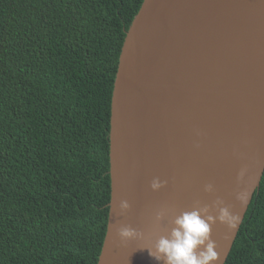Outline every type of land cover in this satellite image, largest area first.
<instances>
[{
    "label": "water",
    "instance_id": "obj_1",
    "mask_svg": "<svg viewBox=\"0 0 264 264\" xmlns=\"http://www.w3.org/2000/svg\"><path fill=\"white\" fill-rule=\"evenodd\" d=\"M117 65L96 264H163L136 249L168 235L174 216L197 202L216 214L218 199L239 216L235 229L211 228L213 264H224L264 173V0H143ZM156 177L167 183L153 191ZM122 200L131 206L123 214ZM121 226L145 240L121 241Z\"/></svg>",
    "mask_w": 264,
    "mask_h": 264
},
{
    "label": "trees",
    "instance_id": "obj_2",
    "mask_svg": "<svg viewBox=\"0 0 264 264\" xmlns=\"http://www.w3.org/2000/svg\"><path fill=\"white\" fill-rule=\"evenodd\" d=\"M141 2L0 0V264H96L111 92ZM224 264H264V173Z\"/></svg>",
    "mask_w": 264,
    "mask_h": 264
},
{
    "label": "clouds",
    "instance_id": "obj_3",
    "mask_svg": "<svg viewBox=\"0 0 264 264\" xmlns=\"http://www.w3.org/2000/svg\"><path fill=\"white\" fill-rule=\"evenodd\" d=\"M129 26V25H128ZM126 32V31H125ZM167 182L158 177L150 182L153 191L161 189ZM205 191H213V186L208 184ZM127 200L119 204L121 214L130 209ZM216 214H212L208 206H201L197 202L191 210L175 215L171 220L170 232L166 236H159L154 243L141 244L136 250L147 249L149 257L163 264H213L219 259L216 251L217 244L211 238L212 225L217 222L226 224L229 229H235L239 216L230 212L223 206L222 200L215 202ZM167 214V209H161L154 215V224L158 225ZM121 241H144L145 234L130 226H121L117 229ZM135 250V251H136Z\"/></svg>",
    "mask_w": 264,
    "mask_h": 264
},
{
    "label": "bare ground",
    "instance_id": "obj_4",
    "mask_svg": "<svg viewBox=\"0 0 264 264\" xmlns=\"http://www.w3.org/2000/svg\"><path fill=\"white\" fill-rule=\"evenodd\" d=\"M143 1V0H142ZM142 3V2H141ZM140 6H141V4H140ZM139 6V7H140ZM139 9V8H138ZM121 49V48H120ZM120 53V52H119ZM118 57H119V55H118ZM117 63H118V60H117ZM116 69H117V67H116ZM115 73H116V71H115ZM115 77V76H114ZM109 158V157H108ZM251 202V201H250Z\"/></svg>",
    "mask_w": 264,
    "mask_h": 264
}]
</instances>
